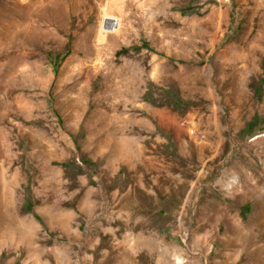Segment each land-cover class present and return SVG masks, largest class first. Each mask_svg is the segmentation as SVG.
<instances>
[{"label": "rangeland", "instance_id": "1", "mask_svg": "<svg viewBox=\"0 0 264 264\" xmlns=\"http://www.w3.org/2000/svg\"><path fill=\"white\" fill-rule=\"evenodd\" d=\"M89 1L0 0V264H264V0H123L86 82Z\"/></svg>", "mask_w": 264, "mask_h": 264}, {"label": "bare ground", "instance_id": "2", "mask_svg": "<svg viewBox=\"0 0 264 264\" xmlns=\"http://www.w3.org/2000/svg\"><path fill=\"white\" fill-rule=\"evenodd\" d=\"M26 1V0H25ZM51 1V0H50ZM75 1V0H74ZM114 4H112V9L107 10L106 12H100L98 13L97 19L95 21V24L93 25H88L86 26L84 23L85 29H80L82 28L83 24L77 25L75 28L77 29V36L80 38L77 42L75 41V46H74V54L69 56L67 58L66 62L63 64V67L61 69V73L64 71H70L73 70V72H78L79 74H83L85 77L86 82L94 81L95 82V75L98 72H101L104 74L106 78L107 75L110 76L112 73L111 71L108 70V66H106L107 63H110L111 61V56L112 52L108 50L104 45H99L101 44L100 41L98 45H96L91 39L90 36L93 32L96 33L97 37L100 38L99 40H105L106 45L108 44L111 46L113 44L115 39H117L121 34L124 33L128 23H130V20H128L127 15H126V7L124 5L123 0H113ZM132 1V0H131ZM22 2V1H21ZM77 2V1H76ZM79 2V1H78ZM84 2V1H83ZM49 3V2H48ZM42 4V3H39ZM45 4V3H44ZM81 4V3H80ZM86 4V3H85ZM37 5V4H36ZM47 5V4H46ZM50 5V3H49ZM135 5V4H134ZM23 6V5H21ZM88 6V12L92 11L93 7V1H89L87 3ZM39 8V7H37ZM55 8V7H54ZM29 10V9H28ZM39 10V9H38ZM28 12V11H27ZM25 12V13H27ZM42 13V12H41ZM44 14V13H43ZM255 14V13H254ZM87 16V12L84 14ZM44 17V16H43ZM82 20V19H81ZM79 20V21H81ZM78 24V23H77ZM74 27V26H73ZM73 30H76V29ZM263 30V29H262ZM14 31V30H13ZM76 34V33H74ZM257 39V38H256ZM116 41V40H115ZM83 42V43H82ZM113 48V47H112ZM79 52H83L84 55L82 57H78L77 54ZM95 52L97 54H102L105 53L106 55V63L102 64H96V63H91L89 64V53ZM97 56V55H96ZM103 56V55H102ZM244 57V56H243ZM98 60V58H97ZM92 62V61H91ZM100 63L99 61H97ZM113 62V60H112ZM111 64V63H110ZM109 65V64H107ZM111 66V65H110ZM112 68V67H110ZM116 68V67H115ZM68 71V72H69ZM65 73V72H64ZM108 73V74H107ZM66 74V73H65ZM117 75V74H116ZM69 76V75H68ZM112 76V74H111ZM115 76V75H114ZM70 77V76H69ZM105 78V79H106ZM113 78V76H112ZM116 78V77H115ZM115 78H113L115 80ZM68 79V78H67ZM110 79V78H109ZM112 79V80H113ZM44 82L45 78L41 79ZM83 80V79H82ZM108 80V79H106ZM124 80V79H123ZM40 81V80H39ZM46 81V80H45ZM110 81V80H108ZM107 81V82H108ZM104 82V83H107ZM46 83V82H45ZM110 83V82H109ZM114 83V82H113ZM119 82H117L118 84ZM111 84V83H110ZM44 85V84H43ZM42 85V86H43ZM119 86V85H118ZM91 88V87H90Z\"/></svg>", "mask_w": 264, "mask_h": 264}]
</instances>
